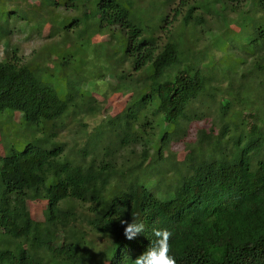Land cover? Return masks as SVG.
<instances>
[{"label":"trees","instance_id":"16d2710c","mask_svg":"<svg viewBox=\"0 0 264 264\" xmlns=\"http://www.w3.org/2000/svg\"><path fill=\"white\" fill-rule=\"evenodd\" d=\"M44 1L50 29L71 37L50 62L0 60V114L21 113L32 137L0 154V264H133L154 228L172 233L177 264H264V0ZM207 13L226 27L192 57ZM104 75L115 89L130 79V95L81 131L76 158L63 153L64 119L100 109L83 82ZM204 99L214 126L165 163L190 102ZM137 144L133 158L117 155ZM133 217L145 229L128 240L119 220Z\"/></svg>","mask_w":264,"mask_h":264},{"label":"rangeland","instance_id":"374dc122","mask_svg":"<svg viewBox=\"0 0 264 264\" xmlns=\"http://www.w3.org/2000/svg\"><path fill=\"white\" fill-rule=\"evenodd\" d=\"M176 2L178 4L179 1L176 0ZM45 7L44 0H0V26L1 28H6V32L0 36V60L4 59L6 55L9 54V56L14 58V61L18 63H23L32 59L38 60L39 62L51 61V58L54 57L55 54V49H53L52 46L63 43L65 37H71L72 30L69 29L70 27L55 32L50 29L49 23L45 20V17L48 16L46 12H44V9H46ZM58 8L63 9L62 5ZM172 14L173 12H170V18ZM256 15L262 16V13H257ZM230 16L235 17V13H230ZM225 27L226 26L222 24L221 17L207 13V20L205 19L204 22L198 25L200 34L196 35V40H194L192 44L191 56H200V52L204 50L206 53L210 52L212 43L209 35L211 32H216ZM235 30H237L236 27ZM160 35H163V32H161ZM98 43L101 42H97V44ZM68 45H70V42L66 41L63 46L65 47ZM235 45L236 44L231 46L228 50L233 54H239ZM47 54H50V56ZM220 56V53L217 52L216 57L219 58ZM201 60H203L201 66H208L203 57ZM124 67H129V63H125ZM130 70L131 69H128V71ZM128 82H130V79L122 78L119 89L113 87L114 80L110 75H104L100 78L92 77L91 79L88 77L83 82V89L91 91L92 96L96 97L100 109L96 113L90 114L84 112L83 115L64 119L67 125L61 129L58 136V138L62 140V143H64L65 148L63 153H69L76 158L82 147L81 141L85 139V136H81V131H92L102 117L108 115L116 116L119 114L130 95L129 85H127ZM209 101L210 100L204 99L203 102L201 100L190 102L188 110L192 118L190 121L182 123L184 129L182 135L174 138L175 140L171 142L169 149L163 153L162 161L171 164L175 159L180 160V152L184 149L189 150L194 144L197 130L202 127L210 129L211 126H214V115L218 109L215 108L216 106L209 105L212 104L209 103ZM208 107H210V111L207 110ZM2 114L3 115L0 114V154L9 144L17 148L19 145V147L23 149L26 141L31 140L32 137L31 133L28 131L29 129L23 123L22 114L19 112H14L12 114L5 112ZM156 130H158V128ZM128 148L120 150L117 155L119 154L120 158H133L134 153L131 152V149H134V152L136 150L137 154L140 153L142 149L140 144L132 145ZM150 154V165L159 168L162 164L161 160L153 153V149H150ZM154 173L155 170L153 168L151 171L148 170L150 176ZM44 203L43 201L32 202L30 206L31 215L40 216L44 208Z\"/></svg>","mask_w":264,"mask_h":264},{"label":"clouds","instance_id":"9594fccd","mask_svg":"<svg viewBox=\"0 0 264 264\" xmlns=\"http://www.w3.org/2000/svg\"><path fill=\"white\" fill-rule=\"evenodd\" d=\"M119 223L124 229L123 235L128 240L134 239L145 229L144 224L137 223L135 217L131 222L127 219H120ZM152 235L155 239L151 240L147 249L133 260V264H177L175 257L170 254L172 233L166 228H154Z\"/></svg>","mask_w":264,"mask_h":264}]
</instances>
